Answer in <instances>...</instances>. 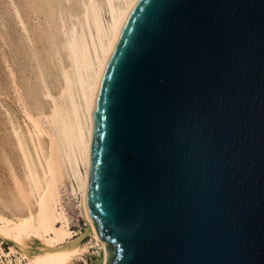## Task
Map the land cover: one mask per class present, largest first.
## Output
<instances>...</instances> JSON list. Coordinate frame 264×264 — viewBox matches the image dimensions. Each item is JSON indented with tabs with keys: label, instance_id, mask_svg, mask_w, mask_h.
<instances>
[{
	"label": "water",
	"instance_id": "obj_1",
	"mask_svg": "<svg viewBox=\"0 0 264 264\" xmlns=\"http://www.w3.org/2000/svg\"><path fill=\"white\" fill-rule=\"evenodd\" d=\"M89 118L99 264H264V0H137Z\"/></svg>",
	"mask_w": 264,
	"mask_h": 264
},
{
	"label": "bare ground",
	"instance_id": "obj_2",
	"mask_svg": "<svg viewBox=\"0 0 264 264\" xmlns=\"http://www.w3.org/2000/svg\"><path fill=\"white\" fill-rule=\"evenodd\" d=\"M136 2L27 0L28 6L23 7L38 20L32 28L22 15L27 11L13 8L28 43L34 77L28 82L31 101L20 100L25 126L11 116L9 120L18 168L13 154L10 157L9 151L2 150L7 180L0 179V240L13 244L11 254L20 255L16 264H76L92 249L99 258L104 243L81 214L88 173L89 109L117 27ZM11 72L13 80L18 75ZM82 220L86 235L73 229ZM86 236L88 242L82 243ZM0 254L11 256L1 242ZM0 264L13 262L7 259Z\"/></svg>",
	"mask_w": 264,
	"mask_h": 264
},
{
	"label": "rangeland",
	"instance_id": "obj_3",
	"mask_svg": "<svg viewBox=\"0 0 264 264\" xmlns=\"http://www.w3.org/2000/svg\"><path fill=\"white\" fill-rule=\"evenodd\" d=\"M11 3H13V4H11ZM16 3H18V4L16 5ZM24 3H25V5H24ZM26 3H27V0H0V139H1L0 140V166H1L0 167V179H1V182H3V183L7 180L6 179L7 178V169H6V165L4 166L5 161L3 158L2 150H3V152H4V150H6L7 152L9 151L10 153L9 152L8 153L10 154V157L13 154L12 155L13 157H11L12 162H13V164L16 163L15 165L17 168L19 167V165H17V164H19L18 155L16 154L17 152H16L15 148L13 147L14 145L12 143L13 139L8 132L10 129V125H9L10 116L14 122L18 123V125L20 124L23 127L25 126L24 125L25 120L23 117L24 114H22V110H21L22 104H21L20 100L23 99V100H27L29 102L31 101L30 99H28V98H30V90L28 91V89H30V87H31V85H29L28 82L32 83V80H34V77L32 74V69L30 66L31 64H30V61L28 59V54H27V49H28L27 44L28 43H26L27 42L26 38H25V36L21 30L22 26L20 27L21 23L19 22V20L17 19V16L15 15L16 14L15 9H13V8H15V6H17V7L20 6L19 7L20 9H21V7L23 8V9H21V12L22 13L26 12L27 8L25 9V7H23V6H28V4H26ZM26 13L28 15L25 13L22 14L23 18L26 21H28L29 27L32 28L35 25V23H37L38 20L32 14L33 12L27 11ZM29 14L31 17L29 16ZM12 15H14V18L16 17V19L12 18L13 17ZM31 18H33V19H31ZM34 18H36V19H34ZM2 19H3V21H2ZM1 22L3 24H5V27H2L4 25ZM32 23H33V26H32ZM12 24H14L18 27L15 26L16 28H14V25H12ZM14 29H16V31ZM20 31L22 33H20ZM16 32L17 33L19 32V33L17 34ZM11 38H13V39L11 40ZM5 40H6V43H5ZM18 42L20 45L18 44ZM17 47H19V48L17 49ZM14 48L17 50H15ZM20 51H21V54H20ZM16 53H17V55H16ZM5 61H7V63ZM25 64L27 65V67L25 66ZM29 66H30V68H29ZM9 67L12 70V72H11V70H8ZM9 72L15 74V76L16 75H18V76H16L12 80L11 79L12 77L10 76L11 74ZM28 76L30 79L28 78ZM25 81H27V82H25ZM12 82L13 83L15 82V83L13 84ZM26 85H28V87H26ZM22 91H24V92H22ZM17 94H20V95H17ZM23 95H25V96L23 97ZM26 96H27V98H26ZM20 106H21V108H20ZM5 128H6V130H5ZM6 140H8L7 143L9 142V144L6 143ZM10 148H12V149H10ZM13 150H14V152H13ZM15 158L17 160H15ZM2 166H4V168ZM73 229L78 231V232H81V233L83 232L85 234V232H86L85 231L86 230L85 222L82 220L80 222V226L73 227ZM88 240H89V237L86 236L82 240V243L88 242ZM0 242H1V246L3 247V251L7 254H11V248L13 247V244L11 242L5 241V240H0ZM34 247L39 248L40 246H39V244L35 243ZM93 252H94V249H92L89 253H85L84 259L77 261L76 264H97L98 255H97V253H93ZM7 259H11L13 264H16L20 259V255L18 252H16V253H12L11 256L8 258V256H6L4 254H0V261L1 260H7Z\"/></svg>",
	"mask_w": 264,
	"mask_h": 264
}]
</instances>
